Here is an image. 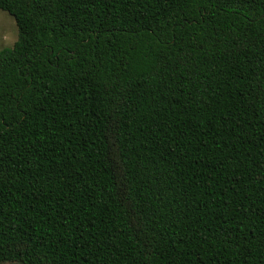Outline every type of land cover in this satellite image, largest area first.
Masks as SVG:
<instances>
[{
    "label": "trees",
    "instance_id": "1",
    "mask_svg": "<svg viewBox=\"0 0 264 264\" xmlns=\"http://www.w3.org/2000/svg\"><path fill=\"white\" fill-rule=\"evenodd\" d=\"M0 9V264H264V0Z\"/></svg>",
    "mask_w": 264,
    "mask_h": 264
},
{
    "label": "rangeland",
    "instance_id": "2",
    "mask_svg": "<svg viewBox=\"0 0 264 264\" xmlns=\"http://www.w3.org/2000/svg\"><path fill=\"white\" fill-rule=\"evenodd\" d=\"M18 39V27L14 17L0 9V51L11 48Z\"/></svg>",
    "mask_w": 264,
    "mask_h": 264
}]
</instances>
